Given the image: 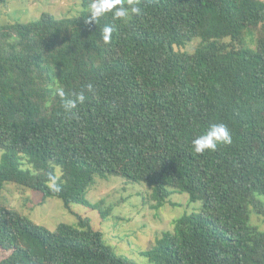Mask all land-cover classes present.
<instances>
[{
	"label": "trees",
	"instance_id": "obj_1",
	"mask_svg": "<svg viewBox=\"0 0 264 264\" xmlns=\"http://www.w3.org/2000/svg\"><path fill=\"white\" fill-rule=\"evenodd\" d=\"M81 2L77 17L0 27V190L16 183L103 219L112 208L87 198L98 178L146 185L157 209L187 193L201 206L143 252L151 264H264L250 225L252 209L264 217V0H133L140 15L96 23ZM57 86L85 103L66 113ZM213 123L232 143L196 153ZM0 264L137 263L87 219L52 231L0 204Z\"/></svg>",
	"mask_w": 264,
	"mask_h": 264
},
{
	"label": "rangeland",
	"instance_id": "obj_2",
	"mask_svg": "<svg viewBox=\"0 0 264 264\" xmlns=\"http://www.w3.org/2000/svg\"><path fill=\"white\" fill-rule=\"evenodd\" d=\"M83 11L81 0H7L0 2V27L35 21L45 13L70 18ZM149 193L146 185L129 183L121 177L98 178L87 198L92 204L101 202V206L112 208L111 215L104 219L99 209L78 204L66 207L61 199H44L41 192L16 183H6L0 190V204L52 231L61 223L78 226L79 217L87 219L117 254L137 264H151L143 252L155 243L156 237L172 230L178 217L201 205L191 202L187 193L175 192L157 209ZM263 218L252 209L250 225L258 233L264 232Z\"/></svg>",
	"mask_w": 264,
	"mask_h": 264
},
{
	"label": "clouds",
	"instance_id": "obj_3",
	"mask_svg": "<svg viewBox=\"0 0 264 264\" xmlns=\"http://www.w3.org/2000/svg\"><path fill=\"white\" fill-rule=\"evenodd\" d=\"M129 6L126 7L123 0H91L88 6V14L86 23L97 22L100 18L111 13L114 19L121 21L127 20L130 14L140 15L141 9L136 6H132L133 0H128ZM113 27L111 25H105L102 28V39L105 43L110 42L113 33ZM92 85L86 86L88 91L92 90ZM55 93L62 99V107L66 113H72L77 109L78 105L85 103L87 97L85 92L72 93L71 97L66 98L65 90L62 87L57 86ZM232 134L227 125L223 123L210 124L202 134L196 137L192 141L193 150L196 153H204L205 151H215L218 144H231ZM55 190H59L55 187V178H50Z\"/></svg>",
	"mask_w": 264,
	"mask_h": 264
}]
</instances>
